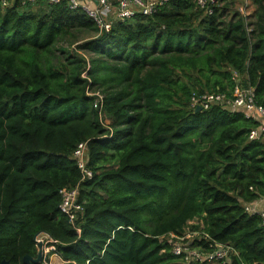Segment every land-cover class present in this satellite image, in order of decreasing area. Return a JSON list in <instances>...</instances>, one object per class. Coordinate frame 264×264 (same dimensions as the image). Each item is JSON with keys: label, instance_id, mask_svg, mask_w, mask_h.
Masks as SVG:
<instances>
[{"label": "trees", "instance_id": "obj_1", "mask_svg": "<svg viewBox=\"0 0 264 264\" xmlns=\"http://www.w3.org/2000/svg\"><path fill=\"white\" fill-rule=\"evenodd\" d=\"M251 1V15L221 0L204 16L171 0L109 33L66 2L0 5V264L37 259L41 233L65 264H184L169 236L195 220L236 249L225 264H264L263 218L246 211L264 199L259 123L191 107L236 81L264 107V0ZM79 184L81 234L60 210Z\"/></svg>", "mask_w": 264, "mask_h": 264}, {"label": "built area", "instance_id": "obj_2", "mask_svg": "<svg viewBox=\"0 0 264 264\" xmlns=\"http://www.w3.org/2000/svg\"><path fill=\"white\" fill-rule=\"evenodd\" d=\"M171 0H0L2 7H8L16 2L22 5L37 4L39 2L47 5H61L67 3L71 11H82L88 15L96 24L101 33H109L115 21H129L137 15L153 16L160 12ZM197 8L203 11L204 16H212L216 9L221 6V0H195ZM240 12L244 13V9ZM247 12V10H246ZM246 12L244 14H246ZM237 84L231 97L221 93H205L194 95L191 107H201L202 111L209 110L214 106H220L231 112L242 111L244 116L259 123V127L252 130L250 140L264 141V107L257 105L256 93L252 87L246 88L236 81ZM99 99L95 101L98 107L103 100L100 93ZM74 160L81 171L82 182L92 180L94 172L88 167L89 148L88 143H82L74 153ZM62 203L60 210L66 215L70 224L78 234H81L78 222L84 218V203L79 200L80 184L71 189H64L61 192ZM264 200V199H263ZM249 214H258L263 218L264 211L258 205L249 204L246 207ZM169 242L172 252L184 262V264H225L232 256L238 255L236 249L231 245L216 242L204 229H186L183 235L171 234ZM38 243H49L47 252L55 247L56 242L46 233L36 237ZM55 254V253H53ZM58 258H61L56 254ZM63 260V259H62ZM65 262V261H64Z\"/></svg>", "mask_w": 264, "mask_h": 264}, {"label": "rangeland", "instance_id": "obj_3", "mask_svg": "<svg viewBox=\"0 0 264 264\" xmlns=\"http://www.w3.org/2000/svg\"><path fill=\"white\" fill-rule=\"evenodd\" d=\"M241 10L244 9V13L246 12V14H253L255 12V6L253 5V2L251 0H236V7L235 10ZM99 94V93H98ZM101 97H103V94H101ZM195 226H199L202 227L203 226V221L202 220H195L194 222L192 221V223H189V227L187 229H193L192 227ZM43 258L45 261V264H65L64 260H62L61 258H58L56 256H53V251L51 249L50 252L48 251V248L50 246V244L48 243H43Z\"/></svg>", "mask_w": 264, "mask_h": 264}, {"label": "water", "instance_id": "obj_4", "mask_svg": "<svg viewBox=\"0 0 264 264\" xmlns=\"http://www.w3.org/2000/svg\"><path fill=\"white\" fill-rule=\"evenodd\" d=\"M201 111H202V108L201 107H197L195 109V113H198V112H201ZM39 235L40 234H38L36 237H38ZM36 243H37V248H38V258L37 259H32V258H29V257L25 258V262L27 264L39 263V262H42V260H44V258H43V250H42L43 249V246H42L43 244L42 243H38V242H36ZM2 264H11V263L9 261L4 260L2 262Z\"/></svg>", "mask_w": 264, "mask_h": 264}, {"label": "crops", "instance_id": "obj_5", "mask_svg": "<svg viewBox=\"0 0 264 264\" xmlns=\"http://www.w3.org/2000/svg\"><path fill=\"white\" fill-rule=\"evenodd\" d=\"M256 204L258 205V208L261 211H264V200H259L258 202H256ZM53 256H56V254H53ZM57 257V256H56Z\"/></svg>", "mask_w": 264, "mask_h": 264}]
</instances>
